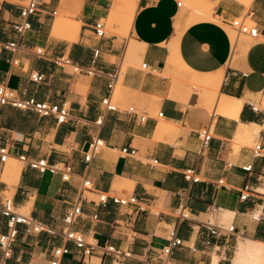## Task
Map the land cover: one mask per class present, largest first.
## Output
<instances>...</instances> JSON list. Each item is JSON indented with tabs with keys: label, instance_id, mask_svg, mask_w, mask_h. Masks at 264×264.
I'll return each mask as SVG.
<instances>
[{
	"label": "crops",
	"instance_id": "crops-1",
	"mask_svg": "<svg viewBox=\"0 0 264 264\" xmlns=\"http://www.w3.org/2000/svg\"><path fill=\"white\" fill-rule=\"evenodd\" d=\"M28 1L0 0L1 42L17 39L13 25L21 21L20 11ZM77 1L74 14L67 19L79 24V33L76 40L69 41L51 34L57 11L66 0H40L39 13L30 18L31 29L14 54L18 65H10V52L0 51V85L24 98L64 105L71 117L94 122L102 116L103 122L92 127L57 125L51 116L1 106L0 147H6L12 158L24 155L44 158L50 164H68L73 174L69 183H63L59 175L41 174L22 165L17 183L9 186L3 181L6 164L0 163V205L9 195L18 210H26L29 217L60 233L64 215L82 191L81 179L88 177L98 193L118 194L113 188L125 183L130 190L120 195L136 196L147 210L138 213L134 207L119 208L110 200L99 205L86 195L97 198L96 194L86 191L82 216L72 230L128 256L116 259L95 253L83 262L71 243L46 233H28L18 226L12 257L6 264H50L52 248L57 246L70 250L61 264H233L240 242L264 244V158H253L252 146L237 145L242 126L251 124L260 127L252 144L264 145V111L254 113L249 107V103L264 100V0H250L248 5L238 0H207L213 8L212 13L208 11L212 21L186 28L190 13L183 5L177 6L178 0H138L128 35L143 45V52L139 66L122 72L124 107L106 113L102 100L107 95V75L122 68L127 41L95 35L94 25L107 18L113 0ZM178 18L183 28L179 36L174 30ZM217 18L249 19L259 29L258 38L245 52L236 51L233 62L231 40ZM172 43L190 71L201 75L222 72L219 95L242 100L234 117L209 113L200 106L198 88H191L186 101L169 96L173 87L166 62ZM36 49L50 57L65 55L94 74L59 68L37 56ZM32 72L43 74V82H31ZM139 104L155 106L156 116ZM142 116L144 122H140ZM160 122L171 123L174 130L157 139ZM207 127L212 138L200 153L198 132ZM94 137L103 147L86 165L83 155ZM122 148L135 149L136 155H123ZM249 164L251 171H242ZM188 168L195 170L199 182L184 180L182 171ZM243 194H247L245 200L240 199ZM181 204L188 213V220L178 225L184 246L163 260L160 252L166 245V228L176 221ZM225 213L231 214L226 220ZM207 219L215 225L233 226L234 231L227 237L210 236L203 227ZM5 232L6 220L0 215V234ZM205 240L210 241L209 246L204 245Z\"/></svg>",
	"mask_w": 264,
	"mask_h": 264
},
{
	"label": "built area",
	"instance_id": "built-area-1",
	"mask_svg": "<svg viewBox=\"0 0 264 264\" xmlns=\"http://www.w3.org/2000/svg\"><path fill=\"white\" fill-rule=\"evenodd\" d=\"M182 5L181 1L177 2V6ZM41 6L40 0H29L20 11L21 21L13 25V29L17 35L15 41L1 42L0 41V51H8L11 53V59L9 63L11 66L16 67L18 65V60L14 57L15 52L20 48L21 39L23 35L31 29L30 18L36 16L39 13ZM55 14V12L53 13ZM221 23L228 25L232 30L237 32V34L247 36L251 39H256L259 36V29L254 24L253 26L247 24L242 18H234L231 20L220 19ZM94 32L97 38L104 39L107 34L105 32V24L101 21L94 25ZM35 54L42 58L47 59L52 62L55 66L59 68H70L74 74L85 73L87 75H93L94 71L91 68L84 67L73 63L70 58L65 55L60 56H48L42 49H36ZM95 57L98 55V51L94 53ZM141 69H146V65H141ZM122 75L121 69H114L110 72L107 84V95L102 100V105L104 106L103 112H116L118 107L112 103V97L114 89ZM44 75L37 72H32L30 74V81L39 84L43 82ZM9 106L22 112H28L37 115L38 117H53L57 125H62L66 123H72L74 125H81L84 127L100 126L103 122V117L100 116L96 121L92 122L86 118H74L71 117L66 106L52 105L45 101H37L34 98H24L16 93L14 90L9 89L4 85H0V107ZM250 109L254 113H259L264 111V100L259 102L249 103ZM132 112V111H131ZM162 114H158L161 117ZM145 116L140 117V122H144ZM198 137L200 139V149L201 153L204 149L209 146L211 141V134L209 128H203L198 132ZM103 147V142L98 138L94 137L90 140L87 149L83 155V162L88 165L91 160L97 156ZM253 158H264V145L259 142H255L251 148ZM121 154L127 156H135V149L122 148ZM12 158L6 147H0V163L6 164V162ZM22 163L23 166L28 167L32 170L43 174L49 172L52 175H59L63 183H69L71 176L73 174L72 167L68 164H50L44 158H29L24 155H19L16 158ZM153 164L157 161L152 160ZM252 165L243 166L241 169L244 172L249 173L251 171ZM182 176L185 181L191 183L199 182V177L194 169L188 168L182 171ZM222 184V181L218 182ZM81 193L79 194L76 201L70 206L66 214L63 217L64 228L60 233L56 232L54 229L45 226L41 222L29 217L28 215L21 214L16 208L12 199L6 198L0 205V215L6 220V232L0 234V264H6L7 261L12 257L13 245L16 241L18 235V226H24L26 232L28 233H46L51 237H59L65 243H71L74 247L75 253L79 256L82 261L95 253H100L101 255H111L114 258H120L122 256H128L126 253H122L113 246L104 245L99 246L94 239L90 241L86 240L85 237L74 230H72L73 224L81 218L82 216V203L86 201L84 197V192H93L96 194L97 203L99 205L106 204L109 200L118 206L119 208L134 207L135 211L138 213L145 212L147 209L145 205L136 196L130 195H120L112 192L111 194L98 193L93 190L92 182L88 177H82L81 179ZM247 188L245 187V191ZM247 194L241 195L240 199L245 200ZM94 204V202H93ZM97 216H94L96 219ZM188 220V213L184 204H181L178 209V216L176 221L166 228V245L162 248L160 252V258H168L175 249L183 247L184 242L178 236V225ZM203 227L208 231L210 236L213 237H227L234 231L233 226H219L215 225L210 219H207L203 223ZM205 246L210 245L209 240L204 241ZM70 254V250L67 246H57L52 248V259L50 264H61V259Z\"/></svg>",
	"mask_w": 264,
	"mask_h": 264
},
{
	"label": "bare ground",
	"instance_id": "bare-ground-1",
	"mask_svg": "<svg viewBox=\"0 0 264 264\" xmlns=\"http://www.w3.org/2000/svg\"><path fill=\"white\" fill-rule=\"evenodd\" d=\"M123 1V3H121ZM137 1L138 0H115L113 6L111 8L114 15H120L123 19V24L125 26V34L128 35L132 22L136 13L137 8ZM243 2L244 4L248 5L250 0H238ZM191 2H201V4H208L207 0H184L186 5L191 4ZM122 13V14H121ZM202 11H196L195 14L191 13L185 22L184 28L189 27L190 25L205 21L211 18L209 14H201ZM175 33L177 36L181 35L183 28L180 25L179 18L175 21ZM79 33V24L64 18L62 16L55 19L53 28H52V36L63 38L69 41H74L78 38ZM249 44L238 45L235 44L233 46V54L231 56V62L235 59V52L240 50L246 51ZM175 43L170 44L171 48V56L166 62L167 72L170 75L172 72L171 70L174 67H178L179 75L183 78L188 79L187 82H182L175 80L177 86L173 88V91L170 93L169 96L177 98L181 101H186L189 95L191 94L192 90L191 87H187V84H199L200 90L198 91L199 102L198 104L206 109L213 108L215 114L220 115H227L234 117L236 112L242 102V100H237L234 98H229L223 95H219V89L222 83V72L219 71L215 74H205L201 75L195 72L190 71L186 68L183 63L178 58L177 52L175 50ZM143 52V45L131 40V42L127 45L124 55V60L127 63H132L137 60L140 54ZM125 63V62H124ZM126 63V64H127ZM117 87L122 90L121 80ZM116 87V88H117ZM118 89H115V93L118 96ZM196 92V91H195ZM115 95V96H116ZM116 99V98H115ZM115 101V100H114ZM152 101H159L158 98H152ZM117 105V104H116ZM120 107V106H119ZM211 111V110H210ZM174 126L169 122H160L159 126L157 127L156 131V138L160 139L164 135H169L173 132ZM260 130V127L254 124L251 125H243L240 134L237 136V142H249L254 135H257ZM21 163L16 159L10 158L6 165L5 171L3 175V181L11 186L17 183V180L20 176L21 172ZM125 182V181H123ZM121 186V185H120ZM122 186H126L125 183ZM228 216H231L230 213H225L224 220ZM236 251V256L233 261V264H264V244L253 242L251 240H245L240 242Z\"/></svg>",
	"mask_w": 264,
	"mask_h": 264
},
{
	"label": "rangeland",
	"instance_id": "rangeland-1",
	"mask_svg": "<svg viewBox=\"0 0 264 264\" xmlns=\"http://www.w3.org/2000/svg\"><path fill=\"white\" fill-rule=\"evenodd\" d=\"M115 0H113V3H114ZM178 1H181L182 2V5L184 7V9H186L190 14L191 13H194L196 11H202L201 14H209L208 11L210 9V12L212 13L213 12V8L212 6L210 7L208 4H201L199 2H191V4L189 5H186L184 3V0H178ZM77 0H66V3L63 7L59 8L58 11H57V14L55 16V18H58L60 16H64L65 18H69L72 17V15L74 14V11L76 9V4H77ZM113 3H112V6H113ZM123 3V1L121 2ZM111 6V8H112ZM109 10L108 12V16L105 20H101L102 23L105 24V32L107 34V37H112V36H116L120 39H125L127 41L126 43V46L127 44H129L132 40V38L129 37V35H126L125 34V26L123 24V19H122V16L120 15V12L118 15H114L112 10ZM122 14V13H121ZM189 14V15H190ZM210 15V14H209ZM211 16V15H210ZM207 21V20H205ZM208 21H212V19H208ZM245 22L251 26H253L254 24L249 20V19H246ZM217 24H219L220 26L223 27V29L225 30V32L227 33L229 39L231 40V44H232V51H233V46L235 44L238 45V48H239V42H245V44H251L254 42V39H251L247 36H244V35H240V34H237V32H235L234 30H232L229 26H225V25H222V23L219 21V19L217 18ZM126 46H125V49H126ZM240 50V49H239ZM125 51V50H124ZM243 51V50H242ZM245 52V51H244ZM236 58V56H235ZM125 62V63H124ZM139 62H140V59H137L135 60L134 62L132 63H127L125 60H123V63H122V68H121V71L124 72L126 70V68L130 67V66H139ZM127 63V64H126ZM172 72L170 73V75L172 76V79H171V84H172V87H176L177 84L175 82V80H178L179 81H182V82H187V78L185 80V78H183L181 75H179V70H178V67H174L172 70ZM121 80V77L117 83V85L119 84ZM116 85V87H117ZM187 87H193V88H198L200 90V85L199 84H187L186 85ZM115 89H118V96L116 95L117 93H115V89H114V92H113V97H112V103L114 105H116L117 107L119 108H123L124 106L122 105V102H123V93L122 91L117 87ZM116 95V96H115ZM116 98V99H115ZM115 100V101H114ZM157 102V101H156ZM140 108L146 110L151 116L155 117L156 116V110H155V106H144L143 104H139ZM209 113H213L214 109L211 108V109H206ZM211 110V111H210ZM252 140H250L249 142H243V141H238L237 142V145H248V146H253L252 144ZM7 163V162H6ZM20 167L22 168V163L20 165ZM118 194H121V193H128L129 192V188L127 186H115L113 188ZM87 196H89V198L91 199H94V200H97V198L95 197H92L90 196L89 194H86ZM8 198L9 195H8ZM19 212L21 214H25L27 215V211L26 210H19ZM88 241H90V239H88Z\"/></svg>",
	"mask_w": 264,
	"mask_h": 264
}]
</instances>
